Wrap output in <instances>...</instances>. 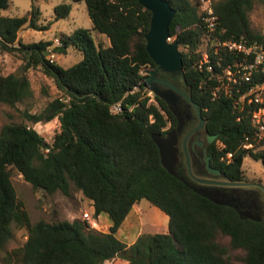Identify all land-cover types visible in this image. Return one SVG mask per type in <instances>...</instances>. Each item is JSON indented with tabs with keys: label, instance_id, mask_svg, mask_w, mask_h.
Masks as SVG:
<instances>
[{
	"label": "trees",
	"instance_id": "obj_1",
	"mask_svg": "<svg viewBox=\"0 0 264 264\" xmlns=\"http://www.w3.org/2000/svg\"><path fill=\"white\" fill-rule=\"evenodd\" d=\"M79 1L56 5L52 21L67 18L71 3ZM83 1L91 29L105 35L109 45H97L85 28L60 33L54 52L66 54L72 47L82 56L64 68L45 56L53 42L23 44L18 37L25 26L45 31L52 21L39 23L40 10L34 3L23 15H5L10 0H0V49L12 52L20 46L25 69L41 65L65 95L53 98L39 113L25 114L33 124L58 119L60 130L52 143H45L24 123H8L0 129V252L13 237V227H25L27 239L18 250L23 264H104L116 257L126 264H264V218L257 211H250L253 218L241 219L234 208L196 193L161 164L151 135H166L177 119L157 95L155 103L149 102L142 82L141 71L155 67L144 37L150 11L137 0ZM166 1L175 10L170 36L182 48V74L172 80L182 84L198 105L205 130L217 135L208 148L210 165L226 179L242 182L245 157L264 166V136L259 137L251 122L257 106L239 100L242 90L213 97V79L205 67L197 66L206 38L199 10L191 0ZM255 1L264 9V0L214 2L221 39L243 35L264 44V33L250 26ZM253 81L264 82V73L259 71ZM31 96L25 74L0 73L1 102L14 106ZM114 103H120V112L111 111ZM13 170L34 189L48 193L70 195L72 184L92 201L95 215H108V231H98L79 219L31 223L16 196ZM175 173L195 184L185 163L175 165ZM142 199L168 216V231L140 234L127 245L116 232Z\"/></svg>",
	"mask_w": 264,
	"mask_h": 264
},
{
	"label": "rangeland",
	"instance_id": "obj_2",
	"mask_svg": "<svg viewBox=\"0 0 264 264\" xmlns=\"http://www.w3.org/2000/svg\"><path fill=\"white\" fill-rule=\"evenodd\" d=\"M64 2H69V0H10L8 8L3 13L9 16L23 15L31 9V5L34 3L40 10L39 23L45 24L53 20L54 7ZM71 5L69 16L52 21L48 30L41 31L25 26L18 32L19 40L23 44L41 40L53 42L45 50V56L64 68L79 62L82 56L79 51L72 47L68 48L66 54L54 52V45L57 44L56 39L60 33L69 34L76 28H85L90 30V36L97 45L98 43H102L103 46L109 45V40L105 35L91 29L92 23L87 14L85 2L81 0L72 2ZM249 20L254 31L264 33V9L260 2H254L253 9L249 13ZM17 47L20 49L12 52L0 49V73L3 75L9 73L25 74L30 82L32 96L14 106L0 101V129L8 123H24L33 127L43 137L44 142L50 144L54 135L60 130L58 119L33 124L26 119L25 114L39 113L53 98L65 97V95L57 88L54 79L43 71L41 65L30 66L25 69L24 50L18 45ZM201 47L203 49L204 45ZM179 48L182 51L180 46ZM146 95L150 97L149 102L154 101L152 92L146 90ZM261 147L264 148V144ZM242 170L244 182L264 185V166L260 160L251 156L245 157ZM11 180L16 196L23 203L31 223L39 220L45 222L83 220V211H88L91 215L90 222H87L90 227L101 232H107L111 225V220L107 214H94L92 201L82 196L72 184L71 194L65 195L60 191L48 193L42 189H34L16 170L12 171ZM262 217L264 218V215ZM168 222L169 218L162 211L146 199H142L132 207L117 230L116 237L130 245L140 234L167 232ZM27 235L28 231L25 227H13V237L0 252V264H23L18 250L27 239ZM222 241H228V237H223ZM104 264H126V260L116 257Z\"/></svg>",
	"mask_w": 264,
	"mask_h": 264
},
{
	"label": "water",
	"instance_id": "obj_3",
	"mask_svg": "<svg viewBox=\"0 0 264 264\" xmlns=\"http://www.w3.org/2000/svg\"><path fill=\"white\" fill-rule=\"evenodd\" d=\"M138 3L145 9L150 11L149 28L145 33L146 50L153 60L156 68L146 70L147 75L143 78V85L148 90L152 91L155 95L161 98L167 105L168 109L174 114L177 119V125L174 129L167 132L166 135L160 133H152L151 138L156 144L162 166L167 172L184 184L189 186L193 191L212 200L215 203L227 205L234 208L241 219L253 218V214L245 211L235 203L228 201H217L211 198L205 191L200 189L197 185L191 184L183 176H179L175 173V165L177 162L176 156V143L178 133L181 130L184 115L188 114V107L194 106L196 115L200 120L199 126L204 124V119L201 116V111L196 103L192 101L190 96L177 84L170 80L161 79L157 77L158 70L168 73L170 75L182 74V52L177 42H170L169 26L172 18L175 15V10L170 6L166 0H137ZM163 86V88L161 87ZM217 135H209V141L216 138ZM205 169L208 174L221 175V171L218 168H214L209 164V157H204ZM188 166L189 160H188ZM196 182H207L200 178L192 177ZM212 182V181H209ZM219 183V182H214ZM230 185H240L241 182H224Z\"/></svg>",
	"mask_w": 264,
	"mask_h": 264
},
{
	"label": "built area",
	"instance_id": "obj_4",
	"mask_svg": "<svg viewBox=\"0 0 264 264\" xmlns=\"http://www.w3.org/2000/svg\"><path fill=\"white\" fill-rule=\"evenodd\" d=\"M191 1L199 10L201 24L206 32V38L202 43L204 45L202 59L197 66L199 69L205 67L210 74V79H213V97L231 96L234 89L238 92L242 90L239 100L257 106L251 112V122L257 129L259 137L264 136V82L253 81L259 71L264 73V44L249 41L243 35L236 39H221L216 33L217 16L213 8L215 0ZM168 41L173 42V38L170 36ZM56 43L59 44L57 39ZM145 70L146 68L141 71L142 75H145ZM245 84L248 86L242 89ZM139 88L140 86L136 87V89ZM152 102L155 103V100ZM111 111L120 112V103L112 104ZM82 219L90 222V213L83 211Z\"/></svg>",
	"mask_w": 264,
	"mask_h": 264
},
{
	"label": "flooded vegetation",
	"instance_id": "obj_5",
	"mask_svg": "<svg viewBox=\"0 0 264 264\" xmlns=\"http://www.w3.org/2000/svg\"><path fill=\"white\" fill-rule=\"evenodd\" d=\"M155 68L156 66L154 68H146V70ZM146 70L144 77L147 75ZM174 76L175 75H170L160 70H158L157 74L158 78L170 80L182 88V84H178L172 80ZM161 87L163 88V86ZM154 95L155 94L153 93V99ZM196 118L198 117L196 115L194 106L190 104L188 107V114L184 115L181 130L177 137L176 165L185 163L187 166L188 177L195 183L194 185H197L200 189L205 191L211 198L217 201H228L230 203H235L240 206L239 208L248 211L249 213H251L250 211H257L259 215H264V185L254 182L248 183L244 181H242L241 183L243 184L240 185H230L224 183L231 181L225 178L224 173L220 169L219 170L222 173L221 175H211L207 173L205 169L204 157H209L210 164V154L208 148L209 145L216 141L217 137L209 141V135L216 134H210L207 132L204 127L205 123L199 126L200 120L197 121ZM188 160L190 166H188ZM192 177L208 181L196 182ZM253 194H256V197L253 198Z\"/></svg>",
	"mask_w": 264,
	"mask_h": 264
},
{
	"label": "crops",
	"instance_id": "obj_6",
	"mask_svg": "<svg viewBox=\"0 0 264 264\" xmlns=\"http://www.w3.org/2000/svg\"><path fill=\"white\" fill-rule=\"evenodd\" d=\"M164 213V212H163ZM164 215L166 216V217H168L165 213H164Z\"/></svg>",
	"mask_w": 264,
	"mask_h": 264
}]
</instances>
